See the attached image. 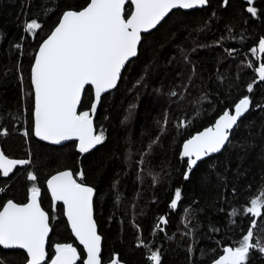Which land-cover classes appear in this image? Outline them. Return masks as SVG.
I'll list each match as a JSON object with an SVG mask.
<instances>
[{"label": "trees", "instance_id": "obj_1", "mask_svg": "<svg viewBox=\"0 0 264 264\" xmlns=\"http://www.w3.org/2000/svg\"><path fill=\"white\" fill-rule=\"evenodd\" d=\"M87 2L0 0V151L11 159H30L7 177L0 173V210L9 199L27 203L31 188L38 187L52 229L46 264L54 259L56 246L64 244L75 247L78 264H84L85 253L69 229L64 208L53 203L46 187L51 176L70 170L96 192L103 264L115 257L124 264H154L148 252L156 249L161 264H213L225 247L238 246L251 219L244 214L249 201L264 189V81L257 71L264 65V54L253 51L264 40V0L252 5L257 16L246 11L247 0H228L227 5L209 0L201 10L172 12L144 35L117 89L101 99L95 126L104 131V142L80 153L77 143L53 147L35 139L34 98L29 93L41 43L64 11L79 10ZM131 12L129 4L125 17ZM33 19L41 24L35 35L24 31L25 21ZM172 91L178 95L171 96ZM245 97L251 106L230 143L221 153L204 157L185 180L184 142L225 112H233ZM93 101L88 87L80 110H88ZM165 116L164 134L148 151ZM29 173L37 180L29 181ZM177 189L182 197L172 210ZM233 210L238 214L230 215ZM161 217L168 221L160 226L164 232L157 227ZM254 233L264 238V215ZM24 256L0 247L3 264H24ZM247 264H264V254L250 251Z\"/></svg>", "mask_w": 264, "mask_h": 264}, {"label": "snow or ice", "instance_id": "obj_2", "mask_svg": "<svg viewBox=\"0 0 264 264\" xmlns=\"http://www.w3.org/2000/svg\"><path fill=\"white\" fill-rule=\"evenodd\" d=\"M223 2L228 4V0ZM247 2L249 6L246 11L257 16L258 9L252 6L255 0ZM126 3L128 0H88L79 10L70 8L62 13L54 30L41 43L31 68L32 91L29 93L34 98L33 134L40 140L54 145L76 140L80 153H87L102 144L105 134L102 129L97 130L94 126L93 116L102 94L117 87L122 70L138 55L141 34L156 28L173 9L203 8L209 0H131L135 10L128 18L125 17ZM40 28L41 24L35 19L25 21L26 33L35 35ZM16 47L19 49L21 45L17 44ZM226 51L232 54V50ZM253 51L264 54V40L259 42V49ZM257 71L259 79L264 81V65ZM88 86L95 90L94 101L88 110H78ZM252 90V85H249L248 92ZM170 95L178 94L172 91ZM135 106H130V112ZM250 106L248 97L241 99L235 105L234 114L225 112L214 127L206 129L183 145L182 157L188 160L185 180L189 179L198 161L221 152L230 143L231 130L249 111ZM166 125L167 116L159 135L147 145L148 151L158 143ZM3 131L0 129V132ZM29 163L30 159H11L0 151V173L4 177L9 176L17 166ZM138 163L142 165L144 161L141 159ZM78 176L82 179L83 173L80 172ZM27 179L36 181L37 177L29 173ZM47 186L53 201L62 202L71 229L84 246L87 257L84 264H101V236L97 233L93 217L94 188L78 182L70 171L53 175L47 181ZM39 191L38 187L33 186L30 202L21 205L9 199L0 210V247L23 250L24 264H45L48 258L46 242L51 231L50 216L40 207ZM181 197V190H175L170 209L178 208ZM249 205L244 213L251 217L248 230L238 246L224 248V255L215 264H247L250 251L264 254V238L254 233L256 218L264 215V189L249 201ZM237 214L236 210L230 213L232 216ZM167 222L165 217L160 218V224ZM160 224L157 227L164 232ZM79 259L77 249L71 244L57 245L55 258L51 259L50 264H76ZM148 259L154 264H161L159 249L150 250ZM0 264H3L2 260Z\"/></svg>", "mask_w": 264, "mask_h": 264}, {"label": "water", "instance_id": "obj_3", "mask_svg": "<svg viewBox=\"0 0 264 264\" xmlns=\"http://www.w3.org/2000/svg\"><path fill=\"white\" fill-rule=\"evenodd\" d=\"M131 5L132 6V12L135 10V6L131 3V0H128V3H126L125 4V10H126V8H127V6L128 5ZM208 6V5H207ZM207 6H205V7H203V8H194V9H173L161 22H160V24H158L157 26H156V28H154V29H151L149 32H147V33H142L141 34V36H142V40H143V36L144 35H148V34H150V33H152L153 31H155L160 25H162L163 24V22L169 17V15L172 13V12H175V11H179V10H181V11H184V12H191V11H194V10H201V9H204V8H206ZM142 40H141V43H142ZM140 46H141V44L138 46V53H139V48H140ZM37 53H38V51H37ZM37 53H36V55H37ZM138 56V55H137ZM136 56V57H137ZM36 57V56H35ZM136 57H134V58H132L129 62H128V64L132 61V60H134ZM34 64V63H33ZM128 64H126V66H125V69H126V67L128 66ZM33 66V65H32ZM124 69V70H125ZM124 70H122V73H121V77H122V75H123V72H124ZM30 77H31V73H30ZM31 80V79H30ZM121 80V79H120ZM119 83H120V81L118 82V84H117V87L119 86ZM88 87H90V86H88ZM88 87H86V89L88 88ZM117 87L116 88H114V89H112V90H110L109 92H106V93H103L102 94V96H101V99L105 96V95H107V94H109V93H111V92H113V91H115L116 89H117ZM86 89H85V91H86ZM93 89V92H94V97H95V90H94V88H92ZM83 98H84V96L82 97V101H83ZM101 102V101H100ZM81 104H82V102H81ZM99 106H100V104L97 106V110H96V113H95V115L93 116V124H94V126H95V119H96V116H97V112H98V109H99ZM81 107V106H80ZM78 110H80V109H78ZM229 114H234V111L233 112H228ZM248 113V112H247ZM247 113H245L244 114V116L243 117H241V119H240V121H238V124H237V126H234L233 127V129L231 130V134H232V132L238 127V125L240 124V122L246 117V115H247ZM221 117V116H220ZM219 117V118H220ZM218 118V119H219ZM217 119V120H218ZM216 120V121H217ZM216 121H215V123H216ZM215 123H214V125H215ZM214 125H212V126H210V127H208V128H212V127H214ZM33 127H34V120H33ZM96 127V126H95ZM208 128H206V129H208ZM206 129H204V130H202L201 132H199V133H197V134H195L194 136H196V135H199L200 133H202V132H204ZM34 135V134H33ZM193 136V137H194ZM34 137H35V139L37 140V141H39V142H41V143H44V144H47V145H49V146H53V147H63V146H65V145H68V144H71V143H77V145H78V141H76V140H72V141H64V142H62L61 144H59V145H54V144H52V143H50V142H48V141H43V140H40L38 137H36L35 135H34ZM193 137H191L190 139H192ZM190 139H188V140H190ZM230 139H231V135H230ZM187 140V141H188ZM187 141H185L184 142V144L185 143H187ZM183 144V145H184ZM183 145H182V153H183ZM227 145L228 144H226L225 145V148L227 147ZM98 146V145H97ZM96 146V147H97ZM224 148V149H225ZM94 149V148H93ZM224 149H222L221 150V152L224 150ZM92 150V149H91ZM221 152H219V153H221ZM213 154H218V153H213ZM212 155V154H211ZM185 159H187L186 157H184ZM204 158V157H203ZM202 158V159H203ZM201 159V160H202ZM200 160V161H201ZM200 161H198L197 162V164L200 162ZM66 171H70V170H66ZM70 172H72V171H70ZM56 174H58V173H56ZM56 174H54V175H56ZM74 176V175H73ZM52 177V176H51ZM50 177V178H51ZM49 178V179H50ZM48 179V180H49ZM47 180V181H48ZM87 186V185H86ZM46 187H47V189H48V192H49V194H50V196H51V199H52V201H53V198H52V194H51V190L48 188V186H47V182H46ZM90 187V186H89ZM95 197H96V194L94 195V197H93V217H94V220H95V222H96V219H95V211H94V201H95ZM30 198H31V194L29 195V199H28V202H30ZM27 202V203H28ZM38 202H39V204H40V207L43 209V207H42V205H41V193H39V196H38ZM53 203L55 204V205H57V204H61L62 206H63V204H62V202H54L53 201ZM22 205V204H21ZM63 208H64V206H63ZM44 210V209H43ZM45 211V210H44ZM64 216H65V219H66V221H67V223H68V226H69V229H70V231H71V233H72V235H73V237H74V239L76 240V242L78 243V245L83 249V251H84V253H85V256H86V251H85V249H84V246L82 245V244H80V242H79V240H78V238L75 236V234H74V232L72 231V229H71V226H70V223H69V221L67 220V216H66V213H65V209H64ZM166 218V217H165ZM257 219V221H258V218H256ZM160 222V221H159ZM160 225H162L163 227H165L167 224H160ZM51 226V225H50ZM96 226H97V233L100 235V233H99V228H98V225H97V222H96ZM51 233H52V229H51V231L49 232V236H48V240H47V242H46V252H47V248H48V241H49V238H50V236H51ZM101 236V235H100ZM102 246H103V238H102V236H101V255H102ZM2 248V247H1ZM3 249V248H2ZM3 250H6V251H22L23 252V250H20V249H3ZM48 254V253H47ZM223 255H224V253H223ZM222 255V256H223ZM221 256V257H222ZM55 258V257H54ZM86 258L87 257H85V260H84V262L86 261ZM48 259L49 258H47L46 260H45V264L48 262ZM80 260H81V258L79 259V260H77V262H76V264H78L79 262H80ZM219 260V259H218ZM216 262V261H215ZM215 262L213 263V264H215ZM101 264H103L102 263V260H101ZM107 264H109V263H107ZM111 264H124L123 262H121V261H119V259H118V257H115L112 261H111Z\"/></svg>", "mask_w": 264, "mask_h": 264}, {"label": "rangeland", "instance_id": "obj_4", "mask_svg": "<svg viewBox=\"0 0 264 264\" xmlns=\"http://www.w3.org/2000/svg\"><path fill=\"white\" fill-rule=\"evenodd\" d=\"M14 170H15V169H14ZM14 170H13V171H14ZM13 171H12V172H13ZM12 172H11V173H12ZM11 173H10V174H11ZM157 225H158V224H157ZM160 226H161V225H160ZM159 229H160V228H159ZM159 229H156V230H159Z\"/></svg>", "mask_w": 264, "mask_h": 264}]
</instances>
